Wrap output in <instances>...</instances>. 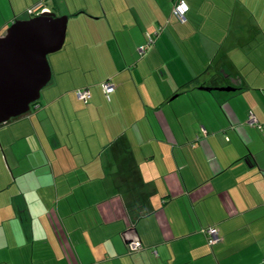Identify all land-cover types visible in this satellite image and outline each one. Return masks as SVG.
<instances>
[{"label":"crops","instance_id":"1","mask_svg":"<svg viewBox=\"0 0 264 264\" xmlns=\"http://www.w3.org/2000/svg\"><path fill=\"white\" fill-rule=\"evenodd\" d=\"M175 1L0 0L73 28L0 124V264H264V0Z\"/></svg>","mask_w":264,"mask_h":264},{"label":"water","instance_id":"2","mask_svg":"<svg viewBox=\"0 0 264 264\" xmlns=\"http://www.w3.org/2000/svg\"><path fill=\"white\" fill-rule=\"evenodd\" d=\"M66 27L65 15L42 11L14 20L0 36V124L25 114L39 99L51 78L47 55L61 49Z\"/></svg>","mask_w":264,"mask_h":264},{"label":"built area","instance_id":"3","mask_svg":"<svg viewBox=\"0 0 264 264\" xmlns=\"http://www.w3.org/2000/svg\"><path fill=\"white\" fill-rule=\"evenodd\" d=\"M45 11L40 7V4H37L36 6L29 8L27 10L28 14L31 15H36L39 14L40 12ZM187 11V6L184 3L183 0H176L173 8H172V14L179 20V21H184L185 20V12ZM102 89L105 93V95L109 94L110 92H112L115 89V85L111 82L110 79L104 80L101 83ZM75 94L77 96L78 99H80L83 103L87 102L88 98L90 97V91L87 87H82L79 89L75 90ZM247 123L248 124H257L256 119L254 118V116L252 114L248 115L247 118ZM259 126V125H258ZM260 127V126H259ZM206 236V240L207 243L212 245L215 242L220 240V237L217 234V230L215 227L210 226L205 228V230H203ZM141 244L139 241L135 240H131L129 243H127V248L129 250V252H134L137 251L138 249H140Z\"/></svg>","mask_w":264,"mask_h":264},{"label":"rangeland","instance_id":"4","mask_svg":"<svg viewBox=\"0 0 264 264\" xmlns=\"http://www.w3.org/2000/svg\"><path fill=\"white\" fill-rule=\"evenodd\" d=\"M35 5H37V4H35ZM32 7L33 6H31V8ZM9 10L12 12L13 9L12 8H9ZM9 10L0 9V24L2 23V21H4L6 19L7 16H9V14H10ZM14 11H17V8L16 7L14 8ZM19 11H21V10L19 9ZM27 18H29V15H27V14H21V16H19V18L16 19V20H23V19H27ZM72 30H73V28H72ZM72 30H71V22L67 20L66 36H65V40L66 41H64L63 45L65 44V46H66V44L68 43V40L70 38V34H71V31ZM0 33H4L3 30ZM80 43H82V42H80ZM61 48H63V46ZM58 51L48 54L47 55V61L49 62L50 59L52 60V58L54 56H56V54H57Z\"/></svg>","mask_w":264,"mask_h":264},{"label":"trees","instance_id":"5","mask_svg":"<svg viewBox=\"0 0 264 264\" xmlns=\"http://www.w3.org/2000/svg\"><path fill=\"white\" fill-rule=\"evenodd\" d=\"M183 22V21H182ZM107 80V79H105ZM102 83V82H101ZM111 93V92H110ZM108 95V94H107ZM39 100H37L35 103H33L31 106H34L36 103H38ZM86 103V102H85Z\"/></svg>","mask_w":264,"mask_h":264},{"label":"clouds","instance_id":"6","mask_svg":"<svg viewBox=\"0 0 264 264\" xmlns=\"http://www.w3.org/2000/svg\"><path fill=\"white\" fill-rule=\"evenodd\" d=\"M31 16H34V15H31ZM31 16H29V17H31Z\"/></svg>","mask_w":264,"mask_h":264}]
</instances>
